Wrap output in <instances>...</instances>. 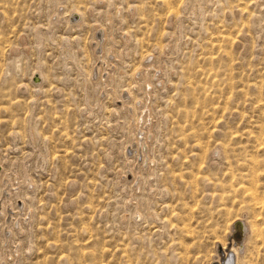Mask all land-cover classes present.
Here are the masks:
<instances>
[{
	"label": "rangeland",
	"instance_id": "1",
	"mask_svg": "<svg viewBox=\"0 0 264 264\" xmlns=\"http://www.w3.org/2000/svg\"><path fill=\"white\" fill-rule=\"evenodd\" d=\"M1 201L0 264H264V0H0Z\"/></svg>",
	"mask_w": 264,
	"mask_h": 264
},
{
	"label": "bare ground",
	"instance_id": "2",
	"mask_svg": "<svg viewBox=\"0 0 264 264\" xmlns=\"http://www.w3.org/2000/svg\"><path fill=\"white\" fill-rule=\"evenodd\" d=\"M38 76L39 77H37V75H35L34 81L38 82V81L41 80L40 79V77H41L40 74ZM144 107H146V105H144ZM138 136H139V134H138ZM138 136H136V135H134V137L132 136L133 138H131L130 141L131 142L133 141V143L130 146H131V148H132V150L134 152L143 153L142 152V147H144L143 144L145 143V139H144V137H140L139 138ZM131 153H133V152H131ZM134 155L135 154H133V156ZM3 207H4V205H3L2 201H1L0 202V208L3 209ZM135 214H136V212H135ZM235 222H237V221H235ZM235 222L232 224V227L233 228H232L231 233H230V235H229V237L227 239L228 240L227 245H225V246H223V244L220 245L221 246L220 247L221 249L220 248H217V251L214 254V261L213 262H215L216 264H238V254L237 253H238V250L241 249L240 247L242 246L241 244L243 243L242 236L244 237V235H243V233H244V226H243L242 223L236 224L234 226ZM221 250H222V254L223 255H221L220 253H218V251L221 252ZM230 256H231V258H230ZM215 263H213V264H215Z\"/></svg>",
	"mask_w": 264,
	"mask_h": 264
}]
</instances>
